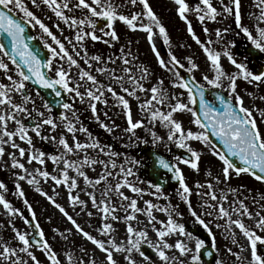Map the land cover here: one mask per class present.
Here are the masks:
<instances>
[{
	"label": "snow or ice",
	"instance_id": "6c2138e0",
	"mask_svg": "<svg viewBox=\"0 0 264 264\" xmlns=\"http://www.w3.org/2000/svg\"><path fill=\"white\" fill-rule=\"evenodd\" d=\"M171 3L204 57L203 68L194 54H176L150 0H0V216L6 217L0 230L11 233L9 239L0 236V264H203V256L214 257V264H264V192L231 183L246 175L264 184V61L250 67L252 57H264V0H250L248 24L242 0ZM117 22L142 34L160 75L140 60L131 40L120 44ZM33 29L39 36L30 34ZM240 40L243 56L234 51ZM33 42L42 45L43 55ZM90 42L109 51L90 52ZM112 109L118 111L110 116ZM183 115L189 116L187 127ZM85 119L108 134L119 130L125 151L102 143ZM149 143L163 146L167 155L152 151L153 179H141L137 169L143 162L132 150ZM205 154L219 162L218 171L201 168ZM185 167L202 179L190 185ZM169 181L177 185L172 194L163 191ZM25 184L68 226L53 225L46 236ZM193 195L200 198L199 208ZM173 198L207 233L211 250L181 222L184 214ZM17 218L25 229L17 227ZM83 218L87 227L79 222ZM213 228L231 244L224 245V257Z\"/></svg>",
	"mask_w": 264,
	"mask_h": 264
},
{
	"label": "rangeland",
	"instance_id": "374dc122",
	"mask_svg": "<svg viewBox=\"0 0 264 264\" xmlns=\"http://www.w3.org/2000/svg\"><path fill=\"white\" fill-rule=\"evenodd\" d=\"M150 4H151L152 8L154 9V11L157 13V15L160 17L161 21L164 23L166 28L168 29V32H169L170 37H171L172 47L175 50L176 54L178 56H181V57L185 54H190V53L194 54V58L196 59V62L199 63L201 65V67L203 68L204 67V57L200 53V51H199L198 47L195 45V43L188 36V34L185 30V25L183 24V22L180 21L179 18L175 15L174 6L171 3V0H150ZM242 6H243V11L245 13V23L248 24L249 20L247 19V13L250 10V0H242ZM33 10L35 11V9H33ZM37 15H40V13L37 12ZM42 18L44 19V22L46 24H48L49 27H51V21L47 20L44 17H42ZM192 22H193V26H194V29H195L197 35H199L201 37V39H203L204 37H203V33L201 32L200 25L195 21V19H193ZM114 26H115L118 34L121 37L120 44L125 43L126 40H131L133 42L132 48L139 55L140 60L150 64L152 66V68L156 71L157 75H160L161 70L156 65L155 58L152 55V53L150 52L148 45H147L146 41L144 40L142 34L138 33V32H130V31L126 30L125 27L119 22H117ZM210 26L215 27L216 25H210ZM34 30H35V35L39 36V30L38 29H34ZM52 31L54 33H56V35L59 38H61V39L63 38L62 36H60V33L56 31L55 28H52ZM64 35H71V33L69 30L65 29ZM137 41H138V43H137ZM240 42H242V40L238 41V43H240ZM156 44H157V48L161 52V55L164 56L165 59H167V57L165 55L167 50L163 47L162 42L160 40H157ZM178 44L191 45V49L185 50V49L178 48L177 47ZM116 47L118 48L119 44L116 45ZM97 50H99L100 52H104V53H107L109 51L106 48V46L101 44V43H96L95 46L93 47L91 45V42H90L89 43V51L95 52ZM234 51L237 52L236 49H234ZM237 53L240 56L245 55L243 53H239V52H237ZM262 61H264V59L260 60L261 63H262ZM224 64H225V67H228L226 60L224 61ZM196 76H197V79H199L200 73H196ZM165 79L167 82V77H165ZM240 86L242 88L245 87L243 82L240 83ZM261 92H262V94H264V88L261 89ZM77 107H79V105H77ZM100 107L103 110L102 106H100ZM132 108H133V113L135 114L137 111L135 101H132ZM116 111H118V110H116V109L109 110V115L111 116L113 114V112H116ZM85 115L87 116L88 114L86 113ZM114 118H115L116 124H119L121 126V128L126 126L124 119L122 117H114ZM136 118H139V117H136ZM180 118L183 120L186 127L189 126L188 125V121H189L188 115H183ZM101 119L104 120L105 123H109L108 120H105L103 115H101ZM84 123H85V126L89 128L90 132L94 136L98 137L102 143L108 144L109 139L112 138L115 141V144L120 148V151H125V149L121 148V145L126 143V140L119 139V135H120L119 130H117L115 134H108L93 121L85 119ZM157 131H158V134H161V135L164 134L163 129L158 128ZM138 135H140L143 138L149 139V141H150V137H145V134L143 133L142 130H138ZM83 138L84 137L81 136V139H83ZM194 147L200 148V145L194 144ZM157 149L159 151L165 152V149L163 148V146H159ZM47 150H51V149L49 148ZM132 154L135 155L137 159L142 160L143 164L146 162V159L142 155V153L140 152L139 148L132 150ZM49 167H51V166L49 165ZM201 168L202 169L208 168V169L212 170L213 172H215V171H218V169H219V162L217 160H215V158H213L211 155L205 154L202 157ZM140 169H141V167L137 169V172ZM184 172H185V175L187 177L188 183L190 185H192L196 179H202V174L200 177H197L196 175L191 173L190 170L187 169L186 167L184 168ZM89 174L94 175L93 173H89ZM0 177H2V174H0ZM231 183L234 187L238 186L240 184L246 185L248 188L252 189L253 194H255L258 191L264 192V184H260L259 182L255 181L254 179H252L251 177L246 176V175L242 176L239 179H234ZM140 186L141 187H147L146 184H141ZM9 187L11 188V184L9 185ZM44 187H45V190H48V185H44ZM176 187L177 186H174V187H171L169 189H165L163 191L166 194H172V193H174V190ZM23 188H24V191L26 193L28 200L30 201V203L33 204V207L36 211L38 222L40 223L42 229L46 233V236L50 237L52 235L50 229L53 225L59 226V227H67L68 226L61 221L59 214L55 213V210L50 208L48 206L47 202L42 197L38 196L34 191H32V189L29 188L28 185H26V184L23 185ZM125 191H126V194L131 195V193H128L126 189H125ZM61 193L63 194V189H61ZM82 198L86 199V197H83V196H82ZM8 199H10L16 207L21 208L23 210V204L19 199L15 198L14 196H11V195L8 196ZM144 199H153V197L146 195V196H144ZM191 200H192L194 207L199 208L200 198L198 196L193 195L191 197ZM59 202L62 204L65 203V201L63 199H61ZM154 202L159 203L161 205H163L165 203V201H163V200H159V201L154 200ZM172 203L173 204L179 203L180 210L184 214V219L181 222L185 224V226L188 230L195 231V230L199 229V231L206 233L203 230V228H201L200 226L193 225L192 219L189 216V214L186 210V207L183 203H180L175 198L172 199ZM44 209H47V211H45ZM24 214H25V216L28 215L26 210L24 211ZM53 214H55V218L53 220V223L49 224L47 222V217L49 215H53ZM155 214L160 219H164V215L162 213H155ZM4 219H6V217L0 216V220H4ZM86 219L87 218H83V219L79 220V222L81 224H84L85 227H87V225L85 224ZM141 219H143V217H141ZM15 222H16V225L18 228L25 229L26 226L24 225L23 220L17 218ZM93 223H95V221H93ZM117 227L119 229L118 234L119 235L121 234V236H122L123 231H124L123 225L122 224L117 225ZM213 231L216 234L217 246L220 249V257H224V256H226V254L224 252V245L226 243H228L229 246H231V244H230V242L226 241L223 238V236L221 235L219 230L213 228ZM195 234L203 239V237L200 236L199 234H197V233H195ZM0 236H2L4 239H9L11 236L10 230H0ZM238 238L242 240V238H240V237H238ZM76 239H77V242L79 243V238H76ZM209 243L211 245V239L210 238H209ZM55 247H57V249H59L61 246L55 245ZM88 247L91 248V245L89 244ZM233 251H237V249L235 247H233ZM36 254H37L38 258L42 262H44L43 255L39 252H37ZM97 255H100V254L97 253ZM216 258H219V257H216ZM202 262H203V264H208V263L204 262L203 260H202ZM44 264H46V262H44ZM211 264H214V260ZM233 264H235L234 261H233Z\"/></svg>",
	"mask_w": 264,
	"mask_h": 264
},
{
	"label": "water",
	"instance_id": "95a60500",
	"mask_svg": "<svg viewBox=\"0 0 264 264\" xmlns=\"http://www.w3.org/2000/svg\"><path fill=\"white\" fill-rule=\"evenodd\" d=\"M30 34L34 35L33 30H31ZM33 45L36 47H40L42 50V55H43L44 50L42 49V45L36 44L35 42H33ZM245 52H246V48H245ZM258 58H259V56L252 57L250 60V67L253 68L254 70L261 66L258 63ZM182 74H184V73H182ZM110 143L112 145L114 144L112 140H110ZM140 149H141V153L147 158V162L143 165L142 169L139 172V175L144 179H153V176L150 174V169L152 167V161H151L150 153L152 151H157V152H159V151L156 149H153L150 145H141ZM173 151H177V150L175 148H173ZM165 154L167 155V153H165ZM171 186H176V183L173 181H169L166 185H164L163 189H169ZM195 232L197 234H200L204 239H206V241H209V238H207V235L205 233H201L200 231H195ZM206 250H211L210 244L206 245ZM202 258L208 264H211L214 260V257H211V256H203Z\"/></svg>",
	"mask_w": 264,
	"mask_h": 264
},
{
	"label": "flooded vegetation",
	"instance_id": "af4514ba",
	"mask_svg": "<svg viewBox=\"0 0 264 264\" xmlns=\"http://www.w3.org/2000/svg\"><path fill=\"white\" fill-rule=\"evenodd\" d=\"M240 45H241V50L244 51V49L246 48L245 42L244 41L240 42ZM243 54H245V52ZM261 59H264V57H262Z\"/></svg>",
	"mask_w": 264,
	"mask_h": 264
},
{
	"label": "bare ground",
	"instance_id": "6f19581e",
	"mask_svg": "<svg viewBox=\"0 0 264 264\" xmlns=\"http://www.w3.org/2000/svg\"><path fill=\"white\" fill-rule=\"evenodd\" d=\"M121 235V234H120Z\"/></svg>",
	"mask_w": 264,
	"mask_h": 264
}]
</instances>
